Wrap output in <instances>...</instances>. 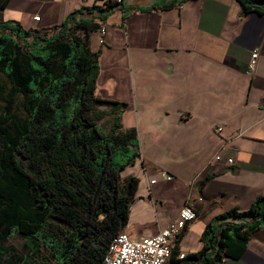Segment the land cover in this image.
<instances>
[{
	"label": "crops",
	"instance_id": "1",
	"mask_svg": "<svg viewBox=\"0 0 264 264\" xmlns=\"http://www.w3.org/2000/svg\"><path fill=\"white\" fill-rule=\"evenodd\" d=\"M174 1L10 0L1 20L19 23L25 30L47 31L74 12L118 4L102 25L105 44H99V30L90 35L100 73L102 57L113 48H127L125 67L132 70L136 68L133 48H143L137 54L153 53L151 82L171 92L167 97L152 94L147 102L109 99L102 89L97 93L102 99L127 104L118 109L124 110L122 124L128 111L137 112L140 157L122 176L123 180L135 177L139 183L122 233L134 240L154 236L176 220L188 203L198 218L173 242L166 264H205L198 254L205 246L206 228L219 226L224 222L219 218L232 209L247 211L264 195V12L244 14L236 0H186L173 9L161 8ZM255 49L259 59L249 73ZM124 57L119 60L124 62ZM190 94L205 107L209 139L187 155L174 154L169 151L173 144L188 143L197 132L193 112L182 105ZM161 115L171 121L166 129L141 120ZM132 127L134 121L127 129ZM216 127L223 128L222 134L215 133ZM220 151L235 163L210 168V160ZM163 173L174 180L166 181ZM219 264H264V230L253 235L240 259L225 258Z\"/></svg>",
	"mask_w": 264,
	"mask_h": 264
},
{
	"label": "trees",
	"instance_id": "2",
	"mask_svg": "<svg viewBox=\"0 0 264 264\" xmlns=\"http://www.w3.org/2000/svg\"><path fill=\"white\" fill-rule=\"evenodd\" d=\"M9 1L0 0V241L24 238L21 264H104L139 183L122 176L140 157L137 129L123 128L118 109L127 104L97 95L100 65L89 40L118 4L94 5L51 30L32 31L1 20ZM236 1L244 14L264 12V0ZM85 13L91 18L80 17ZM219 220L202 236L205 264L242 257L264 230V195ZM8 252L0 246V264Z\"/></svg>",
	"mask_w": 264,
	"mask_h": 264
},
{
	"label": "rangeland",
	"instance_id": "3",
	"mask_svg": "<svg viewBox=\"0 0 264 264\" xmlns=\"http://www.w3.org/2000/svg\"><path fill=\"white\" fill-rule=\"evenodd\" d=\"M105 28V27H104ZM106 29V28H105ZM132 31V30H131ZM4 34L7 32H3ZM99 44H105V36H101L99 31ZM18 40V39H17ZM20 41V40H19ZM132 41L134 42V36ZM22 43V42H21ZM113 48L110 52L104 54L103 59V68L101 69L100 77L101 80V88L99 87L98 80V89H102L103 96H107L109 99H117V100H127V101H135L138 98L141 101L147 102V98L150 95H159V96H170L171 92L167 90H163L151 82V78L149 75H152V69L149 67L150 58L153 56V53H139L143 48H133V64L135 65V69H128L127 67V48L118 49ZM134 53L137 54L134 55ZM123 60H119L122 56H124ZM116 59L118 62L116 64ZM126 60V62H125ZM126 65V67H125ZM144 68H142L143 66ZM101 66V65H100ZM109 80V81H108ZM99 96V95H98ZM101 98V97H100ZM1 106H4V102H0ZM184 108H189L194 114V121L192 122V126L197 130L196 134L192 136V140L188 143H177L173 144L170 152L179 155H187L190 152H193L197 149H200L204 145H202L206 140L209 139V132L205 128V107L200 104L195 97H192L191 94L185 96L183 100ZM101 110H105L109 113L113 111V107L111 105H103L100 107ZM137 112L134 113L132 111H128L123 118L124 129H127L128 125L134 121V126L137 129L138 118ZM112 116L108 115L103 121L102 124L109 128L112 123ZM143 122L149 124L154 123L155 125L166 129L170 126V119L161 116H150V118H141ZM138 130V129H137ZM173 150V151H172ZM0 246L8 248L9 252L1 257V264H21L19 261L20 258L25 257L26 250L24 247V238L20 235L12 236L8 242L2 243L0 241Z\"/></svg>",
	"mask_w": 264,
	"mask_h": 264
},
{
	"label": "built area",
	"instance_id": "4",
	"mask_svg": "<svg viewBox=\"0 0 264 264\" xmlns=\"http://www.w3.org/2000/svg\"><path fill=\"white\" fill-rule=\"evenodd\" d=\"M39 21L40 18H34ZM101 36H104L106 29H99ZM259 59V51L253 50L250 61L248 63V72L252 73L257 67ZM264 110V104H263ZM223 132L222 127H216L215 133L220 135ZM243 134H239L242 136ZM235 160L222 151L216 153L210 160L208 166L210 168L217 164H226L232 166ZM166 181H173L174 177L167 173H163ZM156 181H151L155 184ZM198 218L196 210L192 205L186 203L180 210L176 220L171 222L165 229L161 230L154 236L145 237L138 240L132 239L125 233H120L111 242L107 254L104 258V264H166L171 258L172 244L174 241L182 237L188 226ZM184 258V256H182Z\"/></svg>",
	"mask_w": 264,
	"mask_h": 264
}]
</instances>
